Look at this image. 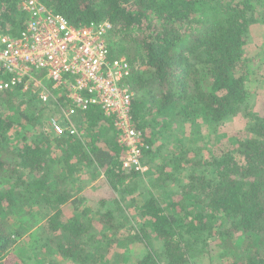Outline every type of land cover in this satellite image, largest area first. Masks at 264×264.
<instances>
[{"label": "trees", "instance_id": "trees-1", "mask_svg": "<svg viewBox=\"0 0 264 264\" xmlns=\"http://www.w3.org/2000/svg\"><path fill=\"white\" fill-rule=\"evenodd\" d=\"M41 1L73 26L113 24L112 57L124 56L133 67V119L147 146L145 161L156 162L157 154L164 169L188 167L190 179L180 187L181 200L170 195L165 203L150 192L136 208L144 224L130 228L124 196L133 188L129 192L124 186L127 179L134 185L143 181V174L123 170V148L112 123L111 132H103V112L93 107L76 117L81 139L54 136L43 115L47 107L36 97L22 87L2 91L0 264H36L39 256L38 264H56L55 256L72 264H113L105 255L114 243L143 244L137 264H193L191 254L199 259L200 245L213 241L222 251L228 246V253L220 254L222 264H264V115L249 110L247 129L224 144L219 140L218 151L208 156L191 148L165 155L156 147L167 127L186 131L200 121L224 127L264 89V63L258 75L252 64L259 56L246 58L253 27L264 25V0ZM26 20L21 0H0V32L18 36ZM28 126L43 132L30 139ZM104 141L107 148L100 145ZM198 142L201 150L208 147V141ZM156 169L161 172L156 183L170 186L171 175ZM101 174L121 200L107 204L111 199L103 198L98 215L89 217L80 207L85 198L73 185L83 175L95 181ZM40 206L46 211L43 232L18 255L20 263H9L6 255L24 232L8 231L7 219L24 220L28 210ZM69 212L74 214L68 217ZM41 249L46 253L39 255Z\"/></svg>", "mask_w": 264, "mask_h": 264}, {"label": "built area", "instance_id": "built-area-1", "mask_svg": "<svg viewBox=\"0 0 264 264\" xmlns=\"http://www.w3.org/2000/svg\"><path fill=\"white\" fill-rule=\"evenodd\" d=\"M27 20L18 36L0 32V92L22 87L51 114L54 136L81 139L76 117L100 109L123 148V170L144 173L147 147L133 119V67L112 57L109 21L73 26L41 0H21Z\"/></svg>", "mask_w": 264, "mask_h": 264}, {"label": "rangeland", "instance_id": "rangeland-1", "mask_svg": "<svg viewBox=\"0 0 264 264\" xmlns=\"http://www.w3.org/2000/svg\"><path fill=\"white\" fill-rule=\"evenodd\" d=\"M258 27H253L252 29V35H251V41L248 42L246 46V58H254L257 55L259 58H257V62H255L254 65L256 74L262 75V69L260 68L261 65L264 63V25ZM262 48V51H261ZM252 71V72H253ZM258 86V85H256ZM263 86V85H260ZM259 88V87H258ZM256 89V88H255ZM264 89H258L257 94L253 97L254 100H252V103L246 107V110L241 111L238 113L227 125H224V127H216L215 125L207 124L206 122L200 121L199 125L196 127L191 128L190 124H188L186 131L184 128H166V137L165 136H159L158 142L156 147L163 149V154L167 155L169 152L177 151L179 149L185 150L187 148H191L194 151L198 153V155H206L208 156L209 151L215 152L218 151V142L219 140H222V143H225V140H229L232 136H236L242 132H244L247 129V126L250 124V115L247 116V112L249 110H253L252 114H255V116H262L264 115ZM3 101V100H2ZM256 101V102H255ZM255 102V104H254ZM5 104V103H4ZM8 106V105H7ZM50 112L48 110L43 111L45 122H48ZM43 119V120H44ZM181 124V123H180ZM41 127V126H40ZM103 132H111L112 128L111 126L106 125L107 128H103V124L101 125ZM41 129V130H40ZM26 131L30 134V139H33L40 135V132H43L42 128H32L31 126L27 127ZM25 132V131H24ZM102 132V133H103ZM109 134V133H108ZM105 139V138H104ZM199 140L209 142L208 147L205 149H202V146L199 144ZM182 142V145L180 144ZM228 143V141H226ZM101 147L107 148V144L104 142L100 143ZM178 146V148H177ZM234 146V145H233ZM192 157L194 156L193 153L190 154ZM210 155V154H209ZM236 160L240 163H243V158L236 154ZM164 160L163 158H157L156 154V162H147V170H145L143 174V181H137L135 185L141 184L140 187H134L135 180L127 179L125 182L124 188L127 189L130 192L133 188V193H126V215L127 219L129 217L128 226L130 228L141 226L144 224V220L141 219L137 214V206L142 205V203L145 200V197H149L148 194L150 192L154 193L162 202H167L169 199V196L171 195V198H175L178 200H181V193H180V187L183 186L186 182L189 181L188 176V167L183 169V171H176L174 172L171 168H163ZM156 166L160 169V171L164 170V173L170 174L172 178V183H169L170 186H165L164 184H158L156 183V180L161 178V172H157ZM82 175V174H80ZM81 180L77 181L75 185H73V190L76 195H78L80 198H85V203L83 207L85 210L88 211L89 217H96L98 215V212L100 210V206H102V199L103 198H110L111 200L106 201L112 203L118 202V200H121L119 194H116L111 189L109 190L107 186V180L104 175L101 174V176L98 178V180L92 181L90 178L91 176L83 175L80 177ZM146 184L144 187L143 184ZM86 184V185H85ZM127 187V188H126ZM82 189L80 193L77 191ZM123 187L120 188L121 191H126ZM140 192L142 194H146L145 196H141ZM75 195V196H76ZM133 198V200H131ZM131 200V201H130ZM27 208L26 210H28ZM99 209V210H98ZM40 210V212H39ZM42 208L40 207H34L33 210H28V215L25 216L24 220H20L17 216L12 215L10 216L7 221L8 223V231L13 227L15 229H22L21 231L24 232L22 237H19V239L16 241L15 245L10 249L8 252L7 258L10 262H18L20 263L19 256L23 253V251L28 250V247L32 246L34 244V238L40 237V233L43 232V227L47 224V220H42V214L46 213V211H41ZM74 214V212H69L67 215L68 217H71ZM97 220V219H96ZM125 224L126 222L123 221ZM42 228V229H41ZM123 229V228H122ZM33 234V235H32ZM48 237L45 233L44 236ZM111 239H114L112 235H110ZM113 243V242H112ZM157 243V242H156ZM160 243V242H159ZM159 243L157 247H159ZM214 245H208L206 248H203L202 245L198 248L199 254L196 256L199 258L197 259L195 257V252H193L191 255L194 256L192 258L193 264H222V253L224 251L225 253H228V246L225 247V250L222 251V249L218 246V241H213ZM111 244V243H110ZM114 246L111 248L109 254L107 253L106 259L108 260L110 258L114 259L113 264H137V259L141 256L142 252L145 250V246L141 243L131 244L129 245H119L117 243L113 244ZM31 251H33L31 249ZM41 254L43 255L46 253L45 249H41ZM34 252L31 253L30 256L34 255ZM116 254V255H115ZM222 257H221V255ZM124 257V258H123ZM40 258V259H39ZM36 260H39L38 263H40L42 260V256H39ZM54 262L56 264H72L70 262L62 260L60 257H54ZM201 262L199 263L198 261ZM6 261V262H7ZM198 262V263H197ZM36 263V264H38ZM223 263H225L223 261Z\"/></svg>", "mask_w": 264, "mask_h": 264}, {"label": "crops", "instance_id": "crops-1", "mask_svg": "<svg viewBox=\"0 0 264 264\" xmlns=\"http://www.w3.org/2000/svg\"><path fill=\"white\" fill-rule=\"evenodd\" d=\"M106 121H107V119H105V118H104V122H106ZM104 122H103V126H104V128H107V127H106V125H108V126H109V125H110V123H108V122L104 123ZM109 129H111V128H109ZM103 148H104V147H103Z\"/></svg>", "mask_w": 264, "mask_h": 264}]
</instances>
